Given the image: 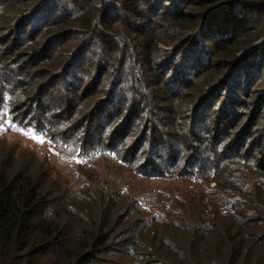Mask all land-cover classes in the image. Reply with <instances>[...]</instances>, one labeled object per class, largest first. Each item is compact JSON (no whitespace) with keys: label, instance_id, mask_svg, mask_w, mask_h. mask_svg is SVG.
Wrapping results in <instances>:
<instances>
[{"label":"trees","instance_id":"obj_1","mask_svg":"<svg viewBox=\"0 0 264 264\" xmlns=\"http://www.w3.org/2000/svg\"><path fill=\"white\" fill-rule=\"evenodd\" d=\"M2 122L0 264H264V0H0Z\"/></svg>","mask_w":264,"mask_h":264},{"label":"rangeland","instance_id":"obj_2","mask_svg":"<svg viewBox=\"0 0 264 264\" xmlns=\"http://www.w3.org/2000/svg\"><path fill=\"white\" fill-rule=\"evenodd\" d=\"M27 133L28 134L26 135L25 131L14 128L10 126L9 123L2 122V127L0 128V141H5L8 147H14L18 151H28L35 154L40 161H45L49 163L50 166L54 167L63 179H73V165H76L77 163L73 160L70 161L67 157L65 159L63 155L55 150L48 138L41 136L43 142L40 143L38 140L31 138L33 134L32 132L27 131ZM136 178L137 177H135V179ZM137 182L139 185L140 183L142 184L145 182V185H147L152 191L166 190L167 188H179L180 190H185V184L180 181H148L137 178ZM185 183H188V181ZM195 185L196 184H192V186L190 185L185 191L195 190ZM214 186V183L211 184V187ZM176 193L178 192L176 191Z\"/></svg>","mask_w":264,"mask_h":264},{"label":"snow or ice","instance_id":"obj_3","mask_svg":"<svg viewBox=\"0 0 264 264\" xmlns=\"http://www.w3.org/2000/svg\"><path fill=\"white\" fill-rule=\"evenodd\" d=\"M25 134L26 135L28 134L27 131H25ZM31 138L38 140V142H40V143L43 142V138L41 136H39L38 134H36V133H33ZM78 162H80V161H78Z\"/></svg>","mask_w":264,"mask_h":264}]
</instances>
